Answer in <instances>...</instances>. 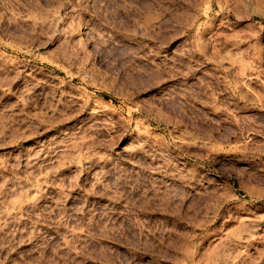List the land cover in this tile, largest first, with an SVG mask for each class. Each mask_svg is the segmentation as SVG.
<instances>
[{
  "label": "rangeland",
  "instance_id": "obj_1",
  "mask_svg": "<svg viewBox=\"0 0 264 264\" xmlns=\"http://www.w3.org/2000/svg\"><path fill=\"white\" fill-rule=\"evenodd\" d=\"M0 264H264V0H0Z\"/></svg>",
  "mask_w": 264,
  "mask_h": 264
}]
</instances>
